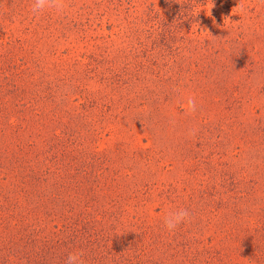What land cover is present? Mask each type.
<instances>
[{"label":"rangeland","instance_id":"1","mask_svg":"<svg viewBox=\"0 0 264 264\" xmlns=\"http://www.w3.org/2000/svg\"><path fill=\"white\" fill-rule=\"evenodd\" d=\"M188 1L66 0L63 12L45 10L35 16L31 11L34 0H0V166H5L0 170V183L27 172L24 166L18 168L27 145L30 148L37 141L41 151L39 147L45 138L48 137L50 145L55 135L58 140L54 139L52 144L58 150L59 164L70 172V183L75 184L76 181L84 184L79 172L94 151L137 158L145 148H150L158 157L147 173L153 175L152 179L177 185L181 194L197 185L190 186L191 183L213 186L212 179L226 180L229 191L238 183L239 192L247 195L243 193L238 202L230 201L218 215L210 212V206L202 214L197 212L202 218L189 212L191 221L184 233L188 231L189 236H194L197 229L203 231L197 234L199 247L225 248L221 251L226 264L230 263L228 260L234 264H264V244L250 246L249 240L252 215L261 213L257 219L264 221V146L257 147L253 137L245 141V128L229 119L222 98H217L226 85L237 83L241 88L239 99L252 103L247 108L253 110L239 121L249 122L256 110L264 118V6H259L257 0H198L187 8ZM241 2L247 9L246 15L236 9ZM176 7L186 16L175 20H181L186 27L191 23L189 13L211 16L220 28L225 22L236 27L241 24L240 29L229 35L236 37L243 33L248 70L247 66L237 65L226 77L213 79L215 83L203 80L191 85V89L180 87L173 94L175 82L159 83L172 97L167 94L152 110L144 106L151 97L147 89L154 88L156 92L158 83L154 81L164 76L166 70L143 59L145 51L134 53L133 49H140V43L150 45L153 36L161 40L162 29L168 26L166 19L174 17ZM186 27L179 30L181 35L186 38L198 35L193 34L195 29ZM174 43L182 45L181 41ZM142 59L145 70L138 67ZM172 60L168 57L165 61L172 63ZM116 77L125 83L112 88L109 81ZM236 85L232 88H237ZM205 87L209 92L204 91ZM189 97L195 101L191 113L186 110ZM224 105L227 108L228 104ZM193 130L195 135L191 134ZM39 133L44 135L41 140ZM254 141L258 142V138ZM28 164L36 165L37 160ZM138 165H133L136 173L141 168ZM10 170L14 174L5 177ZM34 176L27 182L29 187L27 183L23 185L27 193L0 195V199L19 200L20 208H16L19 219L29 213L31 205L27 201L36 200L35 195L50 186L43 184L38 193H31L37 182ZM183 176L187 177L185 184ZM59 178L53 181L58 179L60 183ZM129 184L133 186L134 179ZM125 192L121 193L123 202L118 220L113 221L115 230L119 234L128 231L139 245L141 242L146 247L144 259L151 264L194 263L182 252L187 248L178 247L174 238L164 240L159 235L155 239L162 241L151 245L152 236L161 232L159 223L166 216L161 201L147 203L144 195L134 199L125 197ZM53 193L49 191L40 197V201L44 200L42 207H48L40 215L47 225L45 234L40 236L47 239L55 231L61 234V222L57 219L50 223V210L55 212L50 206ZM64 196L67 198V194ZM55 209L59 213L69 211L64 206ZM262 224L258 228H264ZM11 229L14 231L15 227ZM2 230L6 229H0V235L5 233ZM14 234L18 238L32 235L23 227ZM255 234L257 243L264 242V232ZM189 251L193 252L192 246ZM216 258L221 259V255Z\"/></svg>","mask_w":264,"mask_h":264},{"label":"trees","instance_id":"2","mask_svg":"<svg viewBox=\"0 0 264 264\" xmlns=\"http://www.w3.org/2000/svg\"><path fill=\"white\" fill-rule=\"evenodd\" d=\"M193 1L198 0H189L186 7L192 8L189 7V4ZM179 10V8L176 9L173 18L166 19L168 26L162 29L161 40L153 36L154 39H152L153 42L150 45L140 43V49H133L134 53H137V51L140 53V50L145 51L146 54L143 53V59H146L150 64L154 62V67H165L166 70L164 76L158 81H154L158 83L156 92L154 88L147 87L149 88L147 93H150L151 97L144 102V106L148 105L152 110L153 105L163 102L167 94L172 97L159 83L165 85L169 82H175L173 94L180 87L191 89V85L199 84L203 80L214 82L213 79H218L220 76L226 77L232 73L234 66L237 65H242V68L247 66L248 70L247 53L243 46L245 41L243 33L241 32L236 37L229 35V32L240 29L241 24L236 27L234 24L231 25L225 22L220 28L215 26L211 16L204 17L189 13L188 20L191 23L186 27L181 20H175L178 16H186ZM185 27L189 30L195 29L193 34L197 32L198 35L194 38H186L181 35L179 30H183ZM176 41H181L182 45L176 46L174 43ZM168 57L173 59L172 63L165 61ZM143 59L138 65L141 69L145 66L142 64ZM170 71L172 72L168 74ZM109 82H111L113 88L120 87L116 84L125 83V80L116 77ZM235 85H226L224 90L219 91L220 97L217 98H222L220 101L223 103V110L227 112L229 119H233V122L235 121L238 126L245 128L247 134L245 141L258 138V142L253 139V143L262 148L264 146V141H262L264 118L256 110L249 118V122L239 121L240 117L243 118L248 114L250 110L247 106H252V103H248L249 101L243 102L239 99L241 88L237 85V88H232ZM208 90L210 89L205 87L204 91L209 92ZM224 103L228 104L227 108ZM234 125L233 123L232 127ZM40 135H42L39 137L41 140L44 135L39 133ZM54 139L58 140L57 135L52 137L51 144L48 145V137L45 138L42 146L39 147L41 151L38 150L39 142L37 141L32 142L30 148L27 145V151L21 153L24 157L17 165L18 168L24 166V170H27L28 173H19L18 176L15 175L3 181L8 180L9 182L0 183V195L3 196L20 195L21 191L27 193V189L23 188V185L34 175L37 182L33 185L35 189L31 190V193L40 191L43 184H50L43 193L39 192L35 195L38 200L33 199L32 201L29 199L27 201L31 205L27 211L29 213L22 215L20 219L16 213L17 206L20 208L21 205L19 200L14 201L10 197L0 199V229H6L2 230L5 233L1 232L3 235H0V264H65L67 255L70 252L81 249L85 253L83 257L85 264H151L147 259H144L146 252L143 250H146V247L141 242L139 245L128 231L119 234L115 230V224L113 225V221L118 218L120 206L123 202L121 201V199L123 200L121 194L123 190L124 192L127 190L125 197L128 198L133 197L135 199L144 195L146 198L144 202H156V199L161 201L162 206L166 207V215L169 211L184 208L200 218L202 217L197 212L202 214L209 206L210 212L218 215L219 210L224 209L230 201L238 202L244 195H247L246 192H239L238 183L233 186V192L226 187V180L217 179H212L213 186L207 184L198 186V183H191L190 186L197 185L190 192L181 194L177 185L166 184L158 178L152 179L153 175L147 173L148 167L155 166L154 163L158 157L150 148H145L137 158L133 157L134 155H119L120 158L115 154H101L94 151L93 155H88V161H84L79 172L83 175L85 185L78 181H76L77 184L70 183L72 175L62 164H59L58 150L56 151V145L52 144ZM66 157L65 154V160ZM29 160H37V164H28ZM137 164L141 165V168L136 173L133 170V165ZM65 165L71 167L70 163ZM144 167L145 169H143ZM4 168L5 166H0L1 171ZM82 168L84 169L82 170ZM9 173L14 174V171L10 170L5 174V177ZM57 176H60V183H57L58 179L53 181ZM132 179H134L133 186L129 184ZM186 179L187 177L183 176L182 183H187ZM27 186L29 187V183H27ZM204 186L208 187L209 190ZM49 191H54L53 197H50V206L54 207L55 210V212L50 210L52 217L50 223L58 219L61 222L59 231L62 235L55 231L50 236L51 238L47 239L40 236V233L45 234L47 227L40 215L48 208L42 207L44 200L40 201V197ZM64 194H67V198ZM10 201L13 202L10 203ZM61 206L69 208L68 214L57 212L55 208H61ZM259 214L261 213L252 215L250 246L259 243L264 244V242L257 243L255 234L256 231L258 233L264 232V228H258V225L264 223V221L257 219ZM30 215L31 219H29ZM262 215L264 216V214ZM189 224L190 222L181 224L173 233H169L164 226V222L159 223L158 229L161 232L152 236L151 245L156 246L157 242L162 241L155 239L159 235L164 240L171 237L175 239L178 247L184 245L187 248L182 252L194 262L192 264H195V262L226 264L222 259V256L225 257V254L222 253L225 248L222 247V251L205 245L200 248L197 234L203 231L197 229L196 235L189 236L188 231L184 233L185 227ZM14 227L15 230L12 231L11 228ZM20 227H23V230L32 233V235L29 238L22 236L18 238V234H14V232ZM191 246L193 252L189 251ZM217 255H221V259L216 258ZM228 261H230L229 264H234L232 260Z\"/></svg>","mask_w":264,"mask_h":264},{"label":"clouds","instance_id":"3","mask_svg":"<svg viewBox=\"0 0 264 264\" xmlns=\"http://www.w3.org/2000/svg\"><path fill=\"white\" fill-rule=\"evenodd\" d=\"M259 6H264V0H257ZM66 7V0H34L31 11L33 15L38 16L45 10H55L57 13L64 11ZM236 9L242 15L247 14V9L244 4L238 3ZM194 98L189 97L187 100L186 110L191 113L194 110ZM195 135V130L191 133ZM191 215L187 209L179 208L174 211H169L164 218V226L169 233H173L181 224L189 223ZM85 253L81 250H75L67 255L65 264H85L83 259Z\"/></svg>","mask_w":264,"mask_h":264}]
</instances>
